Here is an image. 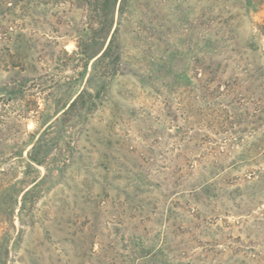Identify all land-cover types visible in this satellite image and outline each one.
Here are the masks:
<instances>
[{
    "label": "rangeland",
    "instance_id": "374dc122",
    "mask_svg": "<svg viewBox=\"0 0 264 264\" xmlns=\"http://www.w3.org/2000/svg\"><path fill=\"white\" fill-rule=\"evenodd\" d=\"M100 3L0 0V264H264V0Z\"/></svg>",
    "mask_w": 264,
    "mask_h": 264
},
{
    "label": "trees",
    "instance_id": "16d2710c",
    "mask_svg": "<svg viewBox=\"0 0 264 264\" xmlns=\"http://www.w3.org/2000/svg\"><path fill=\"white\" fill-rule=\"evenodd\" d=\"M100 4L102 5V7L107 6V2L108 0H100ZM124 2V0H122V3ZM116 35V29L113 32V35L111 37V40L109 41L107 47L104 50L103 56L102 57H112L113 56V49L116 48V46H114V36ZM160 41L163 43V45L165 46V50L164 53L165 56H161L160 59H158V63L157 66H155V72H158V77L156 78V80H161V79H167L169 80L171 83H176L177 79L179 78L178 75L174 72H172V67H171V63L173 62L174 58H173V54L168 52L167 49H169L170 45L168 43V41L166 39H160ZM229 45V41L224 39V38H207L205 40L204 46H207L206 48V53H205V58L206 60H208V62H211L210 65L207 66V71L209 74H211V77L217 78L219 75L225 74L226 75V68H228L226 62L231 61V63L233 64V71H242L239 69L237 63L235 62V55L233 54V50L230 49ZM219 48V49H218ZM227 48H229L230 52V56L228 54H224L225 51H227ZM223 54L225 55V57L223 56ZM113 58V57H112ZM118 59V55H114L113 58V63H115ZM223 61L225 62L223 64ZM165 62V63H164ZM240 70V71H239ZM233 71H231V74L227 75V81L230 84H235L237 83V77L233 74ZM238 74V73H236ZM152 74H147L145 76V80L147 82L152 80ZM155 80V78H153V81ZM173 80V81H172ZM175 80V81H174ZM223 104H225V107H228L229 109H232V111H229L225 108H223V114L229 117H235L234 115V100L233 99H228L225 97L220 98L219 102ZM220 106V105H219ZM230 114V115H229ZM236 118V117H235ZM239 122V120H238ZM229 124L232 125V121L229 122ZM240 125V124H239ZM244 128V127H243ZM237 131H243L242 128L240 127ZM246 144L248 145V142H246ZM248 152L249 149L244 148L243 151L241 152L242 155H246L248 156ZM30 165H28L29 168ZM31 168V167H30ZM229 169V167H228ZM225 169L223 167H221L220 165L217 167H212L208 170V174L205 177V179L202 181V187H201V191H203L206 195H208L209 193H211L212 191L218 189L219 185H220V181H222V179H224L225 177H228L230 171L234 170L233 168H230L231 170ZM248 187V181L247 179L245 180V185L244 188L247 189ZM235 191H239V188H237ZM240 192V191H239ZM210 225L209 222H205V224L203 225L204 228H207ZM208 229V228H207ZM220 229H215L212 232L214 234H219L220 233ZM130 242V240H129ZM122 252L126 251L128 253H135V252H151L153 249H150L149 246L144 245L142 242H139L137 244V246L135 245H129L128 246H123L122 249H120ZM172 249H168L167 251H171ZM121 252V253H122ZM162 252V249L158 248L157 250L155 249V254L159 255ZM120 253V256H123ZM148 253V254H149ZM114 264V263H111ZM121 264H126V262L122 261Z\"/></svg>",
    "mask_w": 264,
    "mask_h": 264
}]
</instances>
